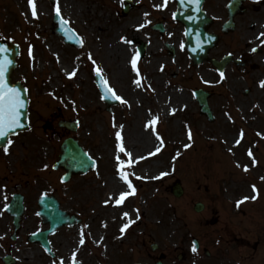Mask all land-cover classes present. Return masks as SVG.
<instances>
[{"label":"rangeland","instance_id":"1","mask_svg":"<svg viewBox=\"0 0 264 264\" xmlns=\"http://www.w3.org/2000/svg\"><path fill=\"white\" fill-rule=\"evenodd\" d=\"M66 1L69 9H61L60 15L82 39L80 48L51 29L57 0H36L35 17L28 0H0V39L21 46L13 79L28 87L30 99V130L11 138L8 153L0 150V241L10 237L11 219L3 210L10 193H22L27 205L21 237L12 249L18 264H72L73 254L80 264H156L161 252L167 255L165 264H176L180 251L190 253L192 237L199 239V232L207 229L203 234L210 237L213 229L222 227L233 203V221H244L248 228L264 227V37L260 36L264 0H248L247 12L236 17V30L226 35L221 26L229 0L206 1L204 9L214 18L210 31L220 40L200 65L187 55L183 27L172 19L174 0H132L134 8L128 15L123 13V0ZM158 21L164 22V33L151 28ZM115 36L132 41L124 43L134 55L138 41L147 43L145 54L139 55V77L131 64L128 72L115 74L117 66L105 56ZM167 43L174 47V56ZM228 53L234 60L222 78L211 59L220 60ZM236 59L243 64H236ZM97 67L128 104L120 101L108 109L94 81ZM73 71L76 75L70 78ZM136 79L142 86L134 83ZM199 88L213 93L209 101L213 122L200 114L194 97ZM173 100L179 104L171 107ZM242 103L247 108L240 109ZM140 111L144 117L139 118ZM154 119L156 123L149 126ZM61 120L77 121V131L59 126ZM116 132L123 137L124 153L118 150ZM133 132L136 141L140 133L157 140L159 151L135 157L133 152L141 145L126 144ZM231 133H240L239 144H229ZM68 137L79 140L97 160V168L61 183L63 170H53L52 164ZM117 156L125 161L124 171L136 188L122 205L115 204L109 185L114 180L127 187ZM157 164L159 174L144 172ZM177 181L184 188L182 197L172 192ZM43 194L55 196L61 209L82 219L51 235L54 257L27 240L32 232L48 228L35 201ZM253 195L256 199L237 206L243 197ZM198 201L205 204L201 213L193 209ZM215 218L220 222L214 224ZM129 220L135 223L122 232ZM107 233L114 241L103 253L100 239L98 249L92 241ZM247 235L255 236L249 230ZM152 243L159 245L158 251L152 250ZM7 247L0 244V257Z\"/></svg>","mask_w":264,"mask_h":264},{"label":"water","instance_id":"2","mask_svg":"<svg viewBox=\"0 0 264 264\" xmlns=\"http://www.w3.org/2000/svg\"><path fill=\"white\" fill-rule=\"evenodd\" d=\"M203 1L204 0H200L199 4H197L195 0H178L180 10L178 11L177 17L180 21L185 24L187 28L188 50L190 51L191 55H193L196 62L202 61L207 56L209 48L215 43H213L214 36L209 35L206 31V25L210 23V19H208L205 16V13L202 11ZM58 32L64 33L67 37V40L76 42V38L70 33V31L66 29V27H64L63 24H61V28ZM0 49H6V51H0V62H10L7 63L5 71V78L8 81V85L9 87L20 89L22 96L25 100V107L22 109L23 115L21 117V123L24 125V127L15 129L14 132L9 133L10 135L17 133L19 130H25L28 128V100L26 89L19 82L16 84H12L11 82V72L16 65L15 57L19 52L18 47L12 43H9L6 40H3L0 42ZM223 65L224 63L221 65V67ZM97 81L104 95L110 101V95L106 91L107 87L105 85L102 86L103 81L100 75L98 76ZM198 99L202 107V112H205L210 116L211 114L207 106V95H204L201 92L199 93ZM8 137H6L4 140H0V146L6 144ZM62 151L63 154L61 155L60 160L57 165H55V167L61 165L68 171L65 178H70V175L73 173L86 172L91 167H93L94 161L88 157V155L84 152V150L78 145L77 141H75L74 139H67L63 144ZM173 191L176 195L182 194V188L180 186V183H177L174 186ZM19 200L20 199H18V197H16V199L14 200V204L18 205L17 215H19L21 210V201ZM40 205L42 208L40 214L43 216L45 222H50L51 229L42 232L39 235L34 234L32 236V240L35 241L38 239L43 243V245H47V235L63 223L72 222L73 218H69L68 216L59 211L58 203L54 198L43 197L40 200ZM196 209L202 210L203 205L198 204L196 206ZM17 221H19V217H17Z\"/></svg>","mask_w":264,"mask_h":264},{"label":"snow or ice","instance_id":"3","mask_svg":"<svg viewBox=\"0 0 264 264\" xmlns=\"http://www.w3.org/2000/svg\"><path fill=\"white\" fill-rule=\"evenodd\" d=\"M195 2L197 4H199L200 0H195ZM28 3H29V6L31 8L32 16L33 17L37 16L36 0H28ZM55 12L58 16L61 13V8H60L58 0L56 3ZM61 20H62V23H67L66 21L63 20V17H61ZM140 27H143V25H141ZM260 36L264 37V32L260 33ZM122 39H124L125 43H128V44L132 43V41L128 40L127 38H122ZM81 43H83V41H81ZM261 43H264V41H261ZM0 51H6V49H0ZM252 51L255 52L256 48H253ZM30 54H31V51H30ZM89 58L91 59V54H89ZM138 60H139V52L137 51L136 54L133 55L131 58V65H132L133 70L137 73V76L139 77L140 70L137 66ZM7 63H10V62L9 61L0 62V140H4L6 137L9 136V133L14 132L15 129L24 127V125L21 123V117L23 115L22 109L25 107V100L22 96L20 89L14 88V87H9V85H8V81L5 78V71H6ZM93 63L95 64L94 60H93ZM96 72L98 75L102 74V70L99 67L96 68ZM75 75H76L75 71L69 73L70 78L74 77ZM220 76L223 78L224 73L220 72ZM101 78L103 81L102 86L107 85L108 81L106 79H104L102 75H101ZM134 83L137 86H142L140 79H136L134 81ZM261 87H264V81H261ZM106 91H107V93H109L111 95V98L118 100V101H121L124 104H128V101L125 100L120 95H118L114 89L107 88ZM156 119H158V118H156ZM156 119L150 121L149 126H151V124L156 123ZM120 127H122V126H120ZM115 135H116L117 140H118V145H117L118 150L120 153H124L125 152V146H124L123 137L121 135V132H116ZM241 136H243V133H241ZM188 138L192 139L191 131H189V133H188ZM12 143H13V141L11 139H9L7 141V145L4 147L5 153L9 152V147L12 145ZM236 143L239 144L240 141L237 140ZM189 146L190 145H186V147H189ZM157 151H159V149H157ZM248 154H249V156H251L252 152L249 151ZM127 155L129 157V159L127 161V165L131 166V164L133 163V161L131 159L132 154L129 152V153H127ZM117 160L119 161V165H120V168H119L120 178H121V180H123L125 182L128 189H130V191H120L118 197L115 198V204L116 205H122L130 195L135 194L136 188L132 184V181L129 179L128 174L124 171L125 161L120 160L119 156H117ZM245 171H247V167H245ZM161 175H166V173H162ZM253 188L255 190V185L253 186ZM249 198L256 199V196L244 197L243 200L237 202V206H239L241 203L244 202V200H247ZM106 203H107V201H106ZM123 215L125 217H128L129 213L125 212ZM132 223H135V221L129 220L128 223L124 224L121 231L122 232L126 231L131 226ZM81 236L83 237V233L81 234ZM83 243H84V240H83V238H81L80 244H83ZM192 251L194 253L197 252V246H196L195 241L193 242ZM72 264H76L75 254H73Z\"/></svg>","mask_w":264,"mask_h":264},{"label":"flooded vegetation","instance_id":"4","mask_svg":"<svg viewBox=\"0 0 264 264\" xmlns=\"http://www.w3.org/2000/svg\"><path fill=\"white\" fill-rule=\"evenodd\" d=\"M219 222L215 220L214 224ZM248 230L255 236H248ZM213 233L199 239L197 252L191 251L177 264H264V232L260 226L248 228L244 221L235 222L228 217ZM2 260L1 256L0 263Z\"/></svg>","mask_w":264,"mask_h":264},{"label":"bare ground","instance_id":"5","mask_svg":"<svg viewBox=\"0 0 264 264\" xmlns=\"http://www.w3.org/2000/svg\"><path fill=\"white\" fill-rule=\"evenodd\" d=\"M60 7L63 11H66L69 9V3L66 0H61L60 3ZM109 52L108 54H105L106 58L109 59L110 62H113L116 66H117V70L115 71V74L119 76L123 75L124 73L128 72V66H130L131 64V58L134 55V51L133 48L127 44H125L120 38H118L117 36L113 37L111 39V43L108 46ZM205 76H208L206 73H204ZM209 79H207L206 81H208ZM180 98V97H179ZM180 100V99H179ZM182 102V100H181ZM178 101H174L170 104H168L169 106L173 107L174 105H178ZM240 109H244L247 108L246 105H244L243 103L240 104ZM262 109L264 110V105L262 107ZM243 116L247 117L246 112H243ZM144 117V113L142 111L139 112V118ZM136 128V127H135ZM134 132L131 133V139L128 141H126V144L129 145L130 143H135V144H140L141 145V149L139 151H135V153L133 152V155L135 157L138 156H144L147 155L149 153H152L154 150H156L158 148V141L154 140L152 137L150 136H145L144 134H139L138 136L140 137L139 139H137V141L134 139ZM240 138V135H236L234 136L233 133H231L230 137H229V144L233 145L235 144V142ZM132 150V149H131ZM159 164H157L155 166V169H150L147 168L144 170V172L146 173H154V174H159L158 170L156 167H158ZM166 173V172H163ZM168 173V172H167ZM162 174V172H161ZM110 188H111V193L113 195L114 198H117L119 195L120 191H129L128 188L126 186H118L116 185V181L111 180L109 182ZM118 187V188H117ZM99 239L102 242V245L104 247V251L103 253L107 252V250H109L110 245L113 244L114 238H109V234H104V236H100V238H94V242L93 243V247L95 249L99 248ZM76 244L78 245V243L76 242ZM76 245V246H77ZM112 248V247H111Z\"/></svg>","mask_w":264,"mask_h":264}]
</instances>
